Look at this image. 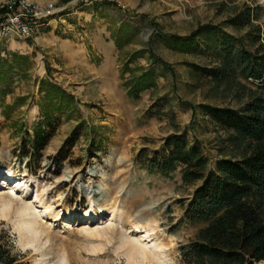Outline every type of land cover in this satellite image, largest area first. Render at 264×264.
I'll list each match as a JSON object with an SVG mask.
<instances>
[{
  "label": "rangeland",
  "instance_id": "rangeland-1",
  "mask_svg": "<svg viewBox=\"0 0 264 264\" xmlns=\"http://www.w3.org/2000/svg\"><path fill=\"white\" fill-rule=\"evenodd\" d=\"M29 1L60 9L70 0ZM111 1L128 9L130 24L110 62L57 69L34 46L43 27L30 40L0 36V56L18 52L28 58L14 71L9 93L0 97V230L11 236L25 264H183L184 249L206 225L186 216L197 185L182 182L181 168L165 175L143 168L137 157L145 149L146 161L159 160L165 139L177 134L188 147H203L209 167L216 168L225 134L204 106L239 109L240 104L214 89L195 67L217 66L214 52L222 34H206L187 53L176 38L187 40L202 24L240 38L248 29L228 20L246 5L264 10V0ZM5 3L0 0V10ZM260 15L264 43V11ZM109 37L114 40L116 33ZM88 67L100 76L90 77ZM146 70L156 75L154 86L131 97L129 85ZM44 79L71 93L77 111L53 122L49 141L37 153L33 134L42 121ZM26 207L38 216L30 238L20 227Z\"/></svg>",
  "mask_w": 264,
  "mask_h": 264
},
{
  "label": "trees",
  "instance_id": "trees-1",
  "mask_svg": "<svg viewBox=\"0 0 264 264\" xmlns=\"http://www.w3.org/2000/svg\"><path fill=\"white\" fill-rule=\"evenodd\" d=\"M262 11L259 6L246 5L228 20L231 26L248 29L240 38L220 26L207 24L198 26L187 40L176 38L178 49L187 53L190 48L196 49L206 34L214 30L222 34V45L214 52L217 66L195 67L197 74L207 78L214 89H222L240 104L239 109L204 106L207 115L225 134L219 138L218 151L222 158L216 168L209 167L210 158L203 147L198 143L188 147L177 134L165 139V151L159 160L146 161L145 149L137 157L143 168L165 175L181 168L182 182L197 185L186 216L191 223L206 225L184 249L183 264L264 261V43L262 26L257 24ZM5 12L2 8L0 16ZM27 61V56L18 52L9 53L6 58L0 56V87L5 86L0 90L1 98L9 93L14 71ZM155 80L152 70L142 72L129 85L130 96L139 98L154 86ZM40 84L42 98L38 106L42 121L36 124L33 134L37 153L49 141L53 122L77 111L76 99L71 93L50 80H41ZM24 102V98H19L18 103ZM22 260L23 256L15 253L11 236L0 230V264H25Z\"/></svg>",
  "mask_w": 264,
  "mask_h": 264
},
{
  "label": "crops",
  "instance_id": "crops-1",
  "mask_svg": "<svg viewBox=\"0 0 264 264\" xmlns=\"http://www.w3.org/2000/svg\"><path fill=\"white\" fill-rule=\"evenodd\" d=\"M128 19V9L121 8L115 1L86 7L78 0H70L45 22L34 46L40 48L47 56V63L52 61L57 69L64 66L65 70L75 71L77 65L98 59L110 62L118 57L119 36L124 26L130 24ZM112 31L116 33L114 40L109 37ZM30 51L32 54L35 49ZM86 71L90 77L100 76L96 68L88 67Z\"/></svg>",
  "mask_w": 264,
  "mask_h": 264
},
{
  "label": "built area",
  "instance_id": "built-area-1",
  "mask_svg": "<svg viewBox=\"0 0 264 264\" xmlns=\"http://www.w3.org/2000/svg\"><path fill=\"white\" fill-rule=\"evenodd\" d=\"M83 6L102 5L111 0H78ZM6 12L0 23V36L18 35L24 40H30L45 22L59 13L53 3L42 6L29 0H5Z\"/></svg>",
  "mask_w": 264,
  "mask_h": 264
},
{
  "label": "bare ground",
  "instance_id": "bare-ground-1",
  "mask_svg": "<svg viewBox=\"0 0 264 264\" xmlns=\"http://www.w3.org/2000/svg\"><path fill=\"white\" fill-rule=\"evenodd\" d=\"M42 6H46V5H42ZM49 209H50V207H47L45 209V211H49ZM21 214H22V217H21L20 227L22 228V233L26 234L29 238L33 237V235H35V234L30 229V227L33 224H36L37 219H38L37 214L33 211V209L31 207H26ZM99 214L100 213H98V214L93 213V212L89 213L90 216H94V217L98 216Z\"/></svg>",
  "mask_w": 264,
  "mask_h": 264
}]
</instances>
